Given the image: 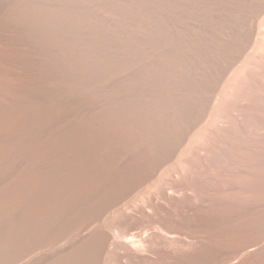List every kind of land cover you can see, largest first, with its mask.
Wrapping results in <instances>:
<instances>
[{"label": "bare ground", "instance_id": "obj_1", "mask_svg": "<svg viewBox=\"0 0 264 264\" xmlns=\"http://www.w3.org/2000/svg\"><path fill=\"white\" fill-rule=\"evenodd\" d=\"M263 13L0 0V264H264Z\"/></svg>", "mask_w": 264, "mask_h": 264}, {"label": "rangeland", "instance_id": "obj_2", "mask_svg": "<svg viewBox=\"0 0 264 264\" xmlns=\"http://www.w3.org/2000/svg\"><path fill=\"white\" fill-rule=\"evenodd\" d=\"M256 24L259 26V28L260 29H262V30H264V13L262 14V15H260V16H258V18H257V20H256ZM257 52H259V45H257L253 50H252V52L245 58V59H251V57L255 54V53H257ZM225 91H226V86H225V88H223V90L219 93V98L225 93ZM223 123H228V121L227 120H225V119H223V118H217V117H215V116H211L210 117V119H209V121H208V123L207 124H209V125H217V124H223ZM200 133L201 132H197V136H195L194 138H193V141H194V143H193V145L194 144H197L198 143V141H199V138H200ZM214 149H220V146H215V148ZM177 154H179V152H177L176 153V156H177ZM179 163V162H178ZM140 199V198H139Z\"/></svg>", "mask_w": 264, "mask_h": 264}]
</instances>
